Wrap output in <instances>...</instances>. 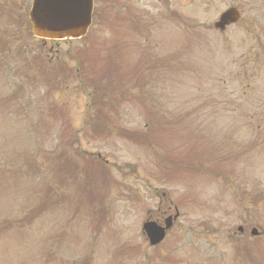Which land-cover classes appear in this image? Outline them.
Masks as SVG:
<instances>
[{
  "label": "rangeland",
  "instance_id": "374dc122",
  "mask_svg": "<svg viewBox=\"0 0 264 264\" xmlns=\"http://www.w3.org/2000/svg\"><path fill=\"white\" fill-rule=\"evenodd\" d=\"M248 1L95 0L85 38L43 42L0 0V264H264ZM232 5L253 25L213 30Z\"/></svg>",
  "mask_w": 264,
  "mask_h": 264
},
{
  "label": "water",
  "instance_id": "95a60500",
  "mask_svg": "<svg viewBox=\"0 0 264 264\" xmlns=\"http://www.w3.org/2000/svg\"><path fill=\"white\" fill-rule=\"evenodd\" d=\"M92 9L93 0H32L28 13L30 33L37 39L52 41L82 38L91 25ZM235 19V13L229 10L221 15L214 28L223 30ZM170 226V219L165 221L164 229L155 223L144 224L142 228L150 246L160 243Z\"/></svg>",
  "mask_w": 264,
  "mask_h": 264
},
{
  "label": "flooded vegetation",
  "instance_id": "af4514ba",
  "mask_svg": "<svg viewBox=\"0 0 264 264\" xmlns=\"http://www.w3.org/2000/svg\"><path fill=\"white\" fill-rule=\"evenodd\" d=\"M251 4V6H250ZM236 5V3L234 4ZM234 5H232V8H235L239 11V21L232 26H245V28H247L248 26H252L253 24L251 22H249L248 24H244L243 20H244V16H243V11L240 8H236ZM248 5H249V11L252 14L253 17H257V18H262L263 20V24H264V0H249L248 1ZM230 28V27H229ZM249 34H251V37H253V33L252 30H249ZM257 42H253V44L256 45V52L259 53H254V49L251 50L252 53H249L250 55H245L244 57L246 58H242L241 60L251 63L253 65L256 66V68L258 69L260 66H262V64L264 63V38L262 40V38H260V36H256ZM262 40V41H261ZM254 47V46H253Z\"/></svg>",
  "mask_w": 264,
  "mask_h": 264
},
{
  "label": "trees",
  "instance_id": "16d2710c",
  "mask_svg": "<svg viewBox=\"0 0 264 264\" xmlns=\"http://www.w3.org/2000/svg\"><path fill=\"white\" fill-rule=\"evenodd\" d=\"M76 165V164H75Z\"/></svg>",
  "mask_w": 264,
  "mask_h": 264
}]
</instances>
